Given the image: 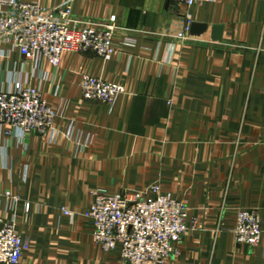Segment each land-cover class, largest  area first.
Masks as SVG:
<instances>
[{
	"label": "crops",
	"instance_id": "1",
	"mask_svg": "<svg viewBox=\"0 0 264 264\" xmlns=\"http://www.w3.org/2000/svg\"><path fill=\"white\" fill-rule=\"evenodd\" d=\"M38 1L56 8L68 0ZM71 3L81 18L116 15L136 42L121 44L119 32L111 60L65 52L57 67L0 47V90L36 86L57 112L44 135L0 127V225L27 239L19 264H125L120 246L95 243L84 213L99 190L154 183L196 224L169 264H264V238L249 247L234 234L240 208L257 209L264 222V0ZM187 14L208 29L180 40ZM215 25L221 41L211 38ZM83 74L125 93L113 105L87 100Z\"/></svg>",
	"mask_w": 264,
	"mask_h": 264
},
{
	"label": "built area",
	"instance_id": "2",
	"mask_svg": "<svg viewBox=\"0 0 264 264\" xmlns=\"http://www.w3.org/2000/svg\"><path fill=\"white\" fill-rule=\"evenodd\" d=\"M188 8L217 0H175ZM192 20L187 14L185 28L177 38L188 40ZM125 35L123 45H134L130 29L120 27L116 15L107 21L81 18L74 14L71 0L56 8L38 0H0V47L18 49L38 66L43 60L59 66L65 52H88L108 61L117 52V33ZM19 83L15 89L0 90V127L23 136L27 132L46 134L57 118L41 90ZM81 91L85 99L113 105L125 88L102 77L83 74ZM27 208L29 206L27 205ZM72 215L68 209H63ZM84 215L94 224L93 238L104 251L121 247L125 264H169L178 254L183 237L196 226L184 203L165 193L159 183L145 191L122 194L96 193ZM235 239L238 244L258 246L264 238V222L255 208L236 213ZM27 239L13 224L0 225V264H19Z\"/></svg>",
	"mask_w": 264,
	"mask_h": 264
},
{
	"label": "water",
	"instance_id": "3",
	"mask_svg": "<svg viewBox=\"0 0 264 264\" xmlns=\"http://www.w3.org/2000/svg\"><path fill=\"white\" fill-rule=\"evenodd\" d=\"M208 29V25L200 23H192L190 32L192 34H200ZM223 34V27L220 25H215L212 27L211 38L214 41H221Z\"/></svg>",
	"mask_w": 264,
	"mask_h": 264
}]
</instances>
